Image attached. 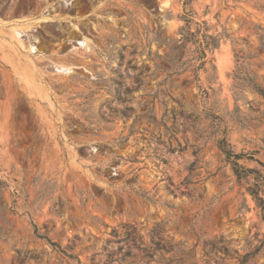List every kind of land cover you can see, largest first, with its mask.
<instances>
[{
  "label": "rangeland",
  "instance_id": "374dc122",
  "mask_svg": "<svg viewBox=\"0 0 264 264\" xmlns=\"http://www.w3.org/2000/svg\"><path fill=\"white\" fill-rule=\"evenodd\" d=\"M182 2L0 0V264H264V0Z\"/></svg>",
  "mask_w": 264,
  "mask_h": 264
},
{
  "label": "trees",
  "instance_id": "16d2710c",
  "mask_svg": "<svg viewBox=\"0 0 264 264\" xmlns=\"http://www.w3.org/2000/svg\"><path fill=\"white\" fill-rule=\"evenodd\" d=\"M191 2H192V0H183V2H182L183 6H184V9H186L185 12H184V17L187 18L186 22L190 21V19L188 17L191 15V12H192V9L190 7ZM180 30H181L180 31L181 37L183 38V40L185 42L193 41V36H194L193 32H190L187 27H181ZM204 37H209L211 41L206 42L205 46L202 47L201 49H199V51H198L199 53H198V58L197 59L200 60V62L198 64V66L195 67V69H198V68L202 67L204 62H205L203 60V58H205V56H206L205 48H208V49L211 50L212 48L217 47V45H218V39L216 38V36L204 35ZM217 145H218V148L225 155L226 159L230 160V162L232 164V168H233L235 174L238 175V176L242 175V173L244 171H246L247 169L242 164H239L237 162V158L240 155L237 154V153H234L231 150V147H230L229 143L227 142L226 138L225 137L219 138L217 140ZM252 192H253L256 200H258V204L261 206L262 209H264V199L262 197H258L257 196V194H258L257 191H252ZM35 232H37L36 228H35ZM38 236L39 237H45L42 234H39ZM262 243H264V239H263Z\"/></svg>",
  "mask_w": 264,
  "mask_h": 264
},
{
  "label": "bare ground",
  "instance_id": "6f19581e",
  "mask_svg": "<svg viewBox=\"0 0 264 264\" xmlns=\"http://www.w3.org/2000/svg\"><path fill=\"white\" fill-rule=\"evenodd\" d=\"M83 42H84L83 40L78 41V42H77V40H76V44H80V43H83Z\"/></svg>",
  "mask_w": 264,
  "mask_h": 264
}]
</instances>
